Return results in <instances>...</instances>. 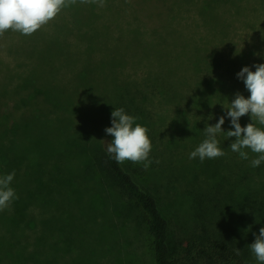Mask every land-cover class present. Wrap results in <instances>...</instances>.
I'll list each match as a JSON object with an SVG mask.
<instances>
[{
  "label": "rangeland",
  "instance_id": "rangeland-1",
  "mask_svg": "<svg viewBox=\"0 0 264 264\" xmlns=\"http://www.w3.org/2000/svg\"><path fill=\"white\" fill-rule=\"evenodd\" d=\"M174 1V12L168 8L165 13L147 2L138 5L137 0H113L119 15L113 14L112 36L118 38L120 34L115 24L121 16L128 20L131 30L122 31L117 49L106 47L103 39L93 41V32L78 38L75 31L67 34L69 48L50 46L45 41L54 33L53 23L63 15L61 12L32 35L7 30L0 36V101L7 117V123L0 127L8 130L4 135L0 131V147L10 157L0 175L15 171L11 185L16 194L48 192V205H39L40 198L32 202V197L20 208L26 206L25 211L21 209L24 213L36 209V217L27 220L37 229L39 214L55 210L56 224L45 232L42 244L56 246L61 263L153 264L151 237L143 214L134 208L133 220L122 219L112 206L114 197L108 196L110 202L105 200L100 205L101 195L82 194L76 183L82 166L78 152L85 153L88 145L82 133L101 126L117 102L145 98L151 123H136L148 129L152 163L147 169L143 163L123 164L157 198L169 222L170 243L180 264L209 262L205 255L198 256V249L204 245L196 235L210 205L217 204L218 210H224L223 198L229 188L236 193L246 190L241 181H234L238 180L234 169L223 161L230 155L229 145L235 137L226 139L223 132L217 135L225 155L212 158L215 161L205 158L193 162L189 154L202 143L193 135L197 131L205 135L206 123L214 125L225 116L222 130H234L223 107L229 106L237 92L245 98L250 95L243 80L237 78L240 67L255 71L253 65L264 63V0ZM169 11L173 15L167 22ZM161 22L159 33L151 35ZM100 28L103 30L102 25ZM113 44L112 39L109 46ZM116 74L123 80H116ZM158 90L167 95H153ZM124 106L129 111L130 107ZM209 115L211 120H207ZM109 122L96 136L100 147L112 139L105 133L110 118ZM239 123L241 127L246 125L241 118ZM26 146L30 147V156L43 153L36 160L27 159L38 172L39 181H26L31 169L17 154ZM60 161L61 176L56 168ZM100 173L95 180L109 188V180ZM59 191L72 195L82 206L96 208L95 216L90 219L82 215L74 220L75 205L63 198L61 210H67L68 218H61L56 196ZM111 193L117 201L127 200L120 193ZM25 220L19 217L14 224L18 231ZM29 229L26 233L34 235L35 229Z\"/></svg>",
  "mask_w": 264,
  "mask_h": 264
},
{
  "label": "trees",
  "instance_id": "trees-1",
  "mask_svg": "<svg viewBox=\"0 0 264 264\" xmlns=\"http://www.w3.org/2000/svg\"><path fill=\"white\" fill-rule=\"evenodd\" d=\"M113 0H105V5L103 7L98 6L96 3H81L80 0L67 8H63L61 13L63 15L58 16L55 19L54 33L50 38L45 41L50 46H65L70 47L67 40V34L70 32L75 34L78 38L80 35L83 36L85 32H93L91 35L93 41L98 39H103V43L108 48L117 49L118 45H121V35L123 32H131L129 26L127 25L128 20L124 21L121 16L117 28H120V34L118 38H114L111 34V24L114 22L113 14L118 16L117 13L119 9L114 8V4L111 3ZM138 5L147 2L150 7L160 8L163 12L165 10H172L176 1L174 0H164L161 2H156V0H137ZM137 11H139L137 9ZM166 13V12H165ZM157 14V13H155ZM173 14L168 12L167 17H171ZM156 20L158 19L154 16ZM108 20L107 23L104 20ZM170 19L167 18V22ZM109 23V24H108ZM129 23V22H128ZM123 24H125L123 28ZM133 24V21L131 22ZM163 23L159 25V29L156 30L151 35H157L161 29ZM103 26V30L100 28ZM137 26V25H136ZM98 28L101 32H97ZM39 30V29H38ZM37 30V31H38ZM40 30H42L40 28ZM123 31V32H122ZM113 39V46H109L110 41ZM84 43V41H82ZM70 50V49H68ZM10 69V67H9ZM239 67L237 68L238 72ZM241 70V67L240 69ZM9 72L5 74L7 77ZM116 80H123L119 74L115 75ZM131 80V79H130ZM128 82V81H126ZM9 83V82H8ZM132 83V82H131ZM27 86V84H24ZM153 86V85H152ZM45 95V94H44ZM153 95H167L163 90H158L153 93ZM145 98H137L135 101L126 100L125 102H117L115 107L110 111L108 116H105L102 120V125L99 127H90L91 129L87 132H83L84 139L87 140L88 145L85 148V153L78 152V158L82 160V166L79 176L76 178V183L80 192L82 194L88 195L93 194L94 196L101 195L100 205H104L105 200H108V196L114 197L112 206L118 210L119 217L122 219L133 220L132 209H138L144 216L147 230L149 236L151 237L152 246V256L153 264H180V260L175 256V249L170 243L169 239V222L163 216L155 195L146 190L140 182L134 177L133 171L126 167L123 163H117L114 158H112L107 153V144H98L97 134L102 129L104 123L109 122L111 117V112L115 108H124V105L130 107L129 111L125 112L136 118V122H142V124L151 123L149 119L150 111L144 106ZM6 102V101H5ZM2 103L0 101V126L3 127L7 123V117L5 111L1 109ZM6 107V105H5ZM184 116V114H183ZM242 123L248 124L250 119L249 115H244L240 117ZM184 119V117H183ZM187 120H185L186 122ZM153 123V122H152ZM187 123V122H186ZM154 124V123H153ZM257 127H262L257 123ZM0 131L4 135V132L8 130L1 128ZM111 127V125H107ZM106 127V128H107ZM25 130L24 132H26ZM33 139V135H29ZM195 140L203 141L206 137L202 135L200 131H197L193 135ZM26 148V149H25ZM20 153H17L21 158H23L26 163L27 159L36 160L37 157L43 156V153L36 154L35 157L29 155L30 147H25ZM80 149L79 147H77ZM248 152L249 159L244 160L240 157L239 153L231 151L230 155L223 159L227 160L225 166L233 168L238 180H234L237 184L241 181L246 190L242 193H236L231 188L228 189L225 199L223 198L224 210H218L219 205L212 203L211 210L204 217L202 225H200L197 238L203 243V247L198 249V256H206L209 259L207 264H259L255 259L249 245L254 242L255 236L259 235L260 227H264V161L258 167L251 166V160L257 158L258 154L251 152L250 149H243ZM83 151V149H81ZM193 162H198L199 157L192 159ZM215 161V159H210ZM201 161V160H200ZM10 163V157L7 154V150L0 147V172L3 166ZM29 166V163H27ZM62 161H60L59 167L57 168V174L61 176L60 166ZM26 177L32 179L34 182L39 181V174L33 168ZM35 171V172H34ZM105 175V178L109 180V188L105 186L102 181L95 180L94 176L96 174ZM56 174V176H57ZM239 174V175H238ZM1 176V175H0ZM4 176V175H3ZM97 177V176H96ZM95 180L90 185V179ZM98 178V177H97ZM241 178V179H240ZM196 179V178H195ZM60 179L57 181L59 182ZM196 181V180H195ZM63 182V180H60ZM193 183V182H192ZM12 187V185L10 184ZM26 183L24 187H26ZM39 188V184L36 185ZM120 193L121 197L125 200L124 202L116 199V197L111 193ZM234 194H237L235 198ZM18 199H14L8 209L0 211V263L1 264H71L70 262L59 261L56 257V246L42 244L45 232L50 230L52 225L56 224L55 210L51 213L39 214L40 218L37 219L38 223L35 228V224L32 223L29 218H35V210L29 212H23L26 210L20 208L21 204L28 203V200L33 197L30 201L38 200L40 198L39 205H48L46 202L49 200V194L42 193L40 190L36 192H27L24 194H16ZM113 195V196H111ZM57 207L59 216L61 218H68L67 210H61V202L63 198H69L75 205L74 220L80 219L82 215H87L90 219L94 215L96 208H90V206H82V202L72 198V195L63 194V192H57ZM213 201V200H212ZM110 202V201H109ZM228 203V204H227ZM19 209H16V207ZM52 207V206H51ZM54 209V207H52ZM38 209V208H37ZM34 211V212H33ZM219 211V212H218ZM35 216V217H34ZM19 217L26 218L25 221L21 223V230H17L14 224L18 221ZM75 222V221H74ZM74 227V226H72ZM29 228H34V235L30 236L27 230ZM44 230V231H43ZM11 232V233H10ZM27 232V233H26ZM61 234V232H60ZM255 234V235H254ZM192 241L195 239L191 238ZM198 241V240H196ZM240 249V254H236V249ZM60 251H65L60 249ZM208 253H207V252ZM69 260L74 261L73 258Z\"/></svg>",
  "mask_w": 264,
  "mask_h": 264
},
{
  "label": "clouds",
  "instance_id": "clouds-1",
  "mask_svg": "<svg viewBox=\"0 0 264 264\" xmlns=\"http://www.w3.org/2000/svg\"><path fill=\"white\" fill-rule=\"evenodd\" d=\"M76 2L77 0H0V36L7 30L32 35L53 20L63 8ZM80 2L96 3L100 7L105 5V0ZM253 67L255 71L245 66L236 74L238 79L243 80L250 95L245 98L237 92L229 106L223 107L234 130L226 132L222 130L225 116H220L214 125L206 123L207 126L203 130L206 138L189 154V159L199 157L203 161L205 158L224 156L225 152L216 138L223 132L226 133V139L235 137L229 147L233 152L239 153L242 159H249L248 152L243 149H250L251 152L258 154L257 158L251 160L252 167H258L264 161V128L256 126L257 123L264 126V63L255 64ZM244 115H249L251 122L241 127L239 119ZM111 117V127L105 129V133L112 137L111 141L104 140L107 143V153L117 163L125 161L143 163L147 169L152 163L149 159L152 146L147 135L148 129L136 123V118L126 114L122 107L115 108L111 112ZM211 119L212 116L209 115L207 120ZM14 176L15 171L0 176V211L8 209L12 201L18 199L15 190L10 186ZM249 247L259 264H264V227H260L259 235L255 236ZM236 254H240V249H236Z\"/></svg>",
  "mask_w": 264,
  "mask_h": 264
}]
</instances>
